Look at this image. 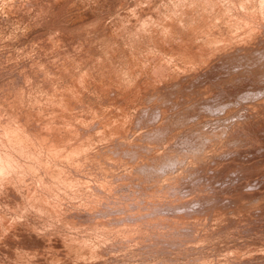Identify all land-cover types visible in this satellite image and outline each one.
<instances>
[{
	"label": "rangeland",
	"instance_id": "1",
	"mask_svg": "<svg viewBox=\"0 0 264 264\" xmlns=\"http://www.w3.org/2000/svg\"><path fill=\"white\" fill-rule=\"evenodd\" d=\"M0 264H264V0H0Z\"/></svg>",
	"mask_w": 264,
	"mask_h": 264
},
{
	"label": "bare ground",
	"instance_id": "2",
	"mask_svg": "<svg viewBox=\"0 0 264 264\" xmlns=\"http://www.w3.org/2000/svg\"><path fill=\"white\" fill-rule=\"evenodd\" d=\"M228 20H229V19H228ZM226 21H227V20H226ZM226 24H227V23H226ZM228 27H229V26H228ZM234 29H235V27H234ZM229 30H230V29H229ZM249 111L251 112V110H249ZM255 111H256V110H255ZM255 111H254V112H255ZM255 113H256V112H255ZM249 114H250V113H249ZM252 116H253V115H252ZM58 128H59V127H58ZM169 128H170V127H169ZM120 129H121V128H120ZM115 130H116V129H115ZM121 130H122V129H121ZM161 130H162V129H161ZM96 131H97V130H96ZM119 131H120V130H119ZM157 131H158V130H157ZM157 131H156V132H157ZM159 131H160V130H159ZM159 131H158V132H159ZM78 132H80V131H78ZM103 132H104V131H103ZM164 132H165V131H164ZM96 133H97V132H96ZM132 133H135V132H132ZM75 134H76V133H75ZM80 134H81V133H80ZM80 134H79V135H80ZM125 134H126V133H125ZM135 134H136V133H135ZM160 134H161V133H160ZM79 135H76V136L79 137ZM81 135H82V134H81ZM99 135H100V133H99ZM83 136H84V135H83ZM123 136H124V135H123ZM125 136H126V135H125ZM133 136H135V135H133ZM78 137H77V138H78ZM86 137H87V136H86ZM120 137H121V136H120ZM156 137H157V136H156ZM159 137H160V136H159ZM161 137H162V136H161ZM209 137H210V136H209ZM213 137H214V136H213ZM60 138H61V137H60ZM82 138H83V137H82ZM88 138H89V137H88ZM125 138H126V137H125ZM128 138H129V137H128ZM75 139H76V137H75ZM119 139H122V138H119ZM214 139H215V137H214ZM73 140H74V139H73ZM76 140H77V139H76ZM56 141H57V140H56ZM74 141H75V140H74ZM120 141H121V140H120ZM127 141H129V140H127ZM59 142H60V141H59ZM61 142H63V141H61ZM64 142H65V141H64ZM81 142H82V141H80V144H81ZM108 142H109V141H108ZM111 142H112V141H111ZM111 142H110V143H111ZM129 142H130V141H129ZM129 142H128V143H129ZM76 143H77V142H76ZM83 143H84V142H83ZM88 143H89V142H88ZM128 143H127V144H128ZM154 143H156V142H154ZM167 143H168V142H167ZM167 143H166V145H167ZM50 144H51V143H50ZM50 144H49V145H50ZM59 144H60V143H59ZM68 144H70V142H69ZM84 144H85V143H84ZM89 144H90V143H89ZM116 144H117V143H116ZM118 144H119V143H118ZM118 144H117V145H118ZM131 144H132V143H131ZM139 144H140V143H139ZM156 144H157V143H156ZM159 144H161V146H165V145H162V143H159ZM164 144H165V143H164ZM49 145H48V147H49ZM112 145H113V144H112ZM122 145H123V144H122ZM128 145H129V144H128ZM157 145H158V144H157ZM204 145H205V144H204ZM52 146H53V145H52ZM52 146H51V147H52ZM136 146H137V145H136ZM138 146H139V145H138ZM151 146H152V145H151ZM161 146H160V147H161ZM207 146H208V145H207ZM207 146H205V147H207ZM51 147H50V148H51ZM68 147H69V146H68ZM70 147H71V146H70ZM115 147H117V146H115ZM121 147H122V146H121ZM128 147H129V146H128ZM141 147H142V146H141ZM147 147H148V146H147ZM160 147H159V148H160ZM50 148H49V149H50ZM71 148H72V147H71ZM117 148H119V147H117ZM125 148H126V147H125ZM129 148H130V147H129ZM131 148H132V147H131ZM137 148H138V147H137ZM153 148H155V147H153ZM157 148H158V147H157ZM159 148H158V149H159ZM162 148H163V147H162ZM162 148H160V149H162ZM54 149H55V148H54ZM54 149H53V150H54ZM104 149H105V148H104ZM104 149H103V150H104ZM121 149H122V148H121ZM146 149H147V148H146ZM164 149H166V148H164ZM47 150H48V149H47ZM47 150H46V151H47ZM50 150H51V149H50ZM50 150H49V151H50ZM55 150H56V149H55ZM67 150H68V149H67ZM67 150H66V151H67ZM103 150H102V151H103ZM106 150H107V148H106ZM115 150H116V149H115ZM123 150H124V149H123ZM147 150H148V149H147ZM150 150H152V149H150ZM150 150H149V151H150ZM154 150H155V149H154ZM156 150H157V149H156ZM58 151H59V150H58ZM58 151H57V152H58ZM84 151H85V150H84ZM102 151H101V153L99 152L100 154H99V153H97V154L101 155V154H102ZM110 151H111V150H110ZM152 151H153V150H152ZM152 151H151V153H152ZM160 151H161V150H160ZM162 151H163V150H162ZM204 151H205V150H204ZM206 151H207V150H206ZM60 152H61V151H60ZM103 152H104V151H103ZM117 152H118V150H117ZM135 152H136V151H135ZM157 152H158V151H157ZM54 153H55V152H54ZM65 153H66V152H65ZM80 153H81V152H80ZM84 153H86V152H84ZM89 153H90V155H91V152H89ZM95 153H96V152H95ZM105 153H106V152H105ZM112 153H113V152H112ZM119 153H120V152H119ZM119 153H118V154H119ZM121 153H122V152H121ZM154 153H155V152H154ZM166 153L168 154V152H166ZM63 154H64V152H63ZM70 154H71V153H70ZM108 154H109V153H108ZM108 154H107V155H108ZM116 154H117V153H116ZM134 154H135V153H134ZM167 154H166V155H167ZM204 154H205V153H204ZM57 155H58V154H57ZM67 155H68V153H67ZM102 155H103V154H102ZM122 155H123V154H122ZM168 155H169V154H168ZM58 156H59V155H58ZM105 156H106V154H105ZM127 156H128V155H127ZM89 157H91V156H89ZM92 157H93V156H92ZM98 157H99V156H98ZM102 157H103V156H102ZM136 157H139V155L136 156ZM136 157H135V158H136ZM159 157H160V156H158L157 159H158ZM120 158H122V157H120ZM150 158H151V157H150ZM152 158H153V157H152ZM172 158H173V157H172ZM63 159H64V158H63ZM96 159H97V158H96ZM123 159H124V158H123ZM123 159H122V160H123ZM127 159H129V158H127ZM155 159H156V158H155ZM173 159H174V158H173ZM73 160H74V159H73ZM82 160H83V159H82ZM88 160H89V159H88ZM150 160H151V159H150ZM153 160H154V159H153ZM159 160H160V159H159ZM159 160H158V161H159ZM171 160H172V159H171ZM77 161H78V160H77ZM85 161H86V158H85ZM85 161H83V162H85ZM98 161H99V160H98ZM132 161H133V160H132ZM136 161H137V159H136ZM158 161H157V162H158ZM91 162H92V159H91ZM100 162H101V161H100ZM105 162H106V161H105ZM96 163H97V162H96ZM106 163H107V162H106ZM115 163H116V162H115ZM152 163H153V162H152ZM154 163H155V162H154ZM103 164H104V163H103ZM91 165H92V164H91ZM98 165H99V164H98ZM106 165H107V164H106ZM109 165H110V164H109ZM116 165H117V163H116ZM118 165H119V164H118ZM158 165H159V164H158ZM158 165H156V166H158ZM102 166H103V165H102ZM102 166H101V167H102ZM107 166H108V165H107ZM113 166L115 167V164H114ZM145 166H149V164L147 165V163H146ZM91 167H92V166H91ZM99 167H100V166H99ZM122 167H123V166H121V169H122ZM159 167H161V166H159ZM106 168H107V167H106ZM109 168H110V167H109ZM147 168H148V167H147ZM149 168H150V167H149ZM152 168H153V167H152ZM155 168H157V167H155ZM155 168H154V169H155ZM101 169H102V168H100V170H101ZM110 169H111V168H110ZM110 169H109V170H110ZM93 170H94V169H93ZM106 170H108V169H106ZM117 170H118V169H117ZM151 170H152V169H151ZM94 171H95V170H94ZM97 171H98V168H97ZM155 171H156V169H155ZM100 172H101V171H100ZM110 172H111V171H110ZM114 172H115V171H114ZM130 173H131V172H130ZM106 174H107V173H106ZM110 174H111V173H110ZM108 175H109V174H108ZM113 175H114V173H113ZM66 177H67V176H66ZM105 177H106V176H105ZM107 177H108V176H107ZM109 177H110V176H109ZM72 178H73V177H72ZM114 178H115V177H114ZM65 179H66V178H65ZM69 179H71V178H69ZM73 179L75 180V178H73ZM78 179H79V178H78ZM115 179H116V178H115ZM71 180H72V179H71ZM61 181H62V180H61ZM65 182L68 183V182H70V181H65ZM70 183H71V182H70ZM71 184H72V183H71ZM69 185H70V184H69ZM67 186H68V185H67ZM261 192H262V191H261ZM244 197H246V196H244ZM253 204H254V203H253ZM253 204H252V206H253ZM242 206H243V204H242ZM253 207H254V206H253ZM238 208H239V207H238ZM254 208H255V207H254Z\"/></svg>",
	"mask_w": 264,
	"mask_h": 264
}]
</instances>
